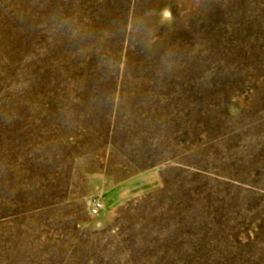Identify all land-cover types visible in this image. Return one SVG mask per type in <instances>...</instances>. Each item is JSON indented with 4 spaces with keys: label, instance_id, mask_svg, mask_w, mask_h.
Returning a JSON list of instances; mask_svg holds the SVG:
<instances>
[{
    "label": "rangeland",
    "instance_id": "rangeland-1",
    "mask_svg": "<svg viewBox=\"0 0 264 264\" xmlns=\"http://www.w3.org/2000/svg\"><path fill=\"white\" fill-rule=\"evenodd\" d=\"M0 264H264V0H0Z\"/></svg>",
    "mask_w": 264,
    "mask_h": 264
},
{
    "label": "built area",
    "instance_id": "built-area-1",
    "mask_svg": "<svg viewBox=\"0 0 264 264\" xmlns=\"http://www.w3.org/2000/svg\"><path fill=\"white\" fill-rule=\"evenodd\" d=\"M91 213L96 214L101 209V202L98 199H94L91 202Z\"/></svg>",
    "mask_w": 264,
    "mask_h": 264
},
{
    "label": "snow or ice",
    "instance_id": "snow-or-ice-1",
    "mask_svg": "<svg viewBox=\"0 0 264 264\" xmlns=\"http://www.w3.org/2000/svg\"><path fill=\"white\" fill-rule=\"evenodd\" d=\"M166 15H167V13H166Z\"/></svg>",
    "mask_w": 264,
    "mask_h": 264
}]
</instances>
